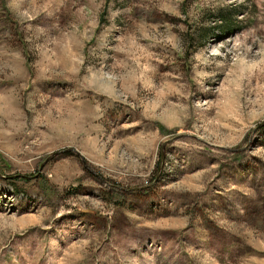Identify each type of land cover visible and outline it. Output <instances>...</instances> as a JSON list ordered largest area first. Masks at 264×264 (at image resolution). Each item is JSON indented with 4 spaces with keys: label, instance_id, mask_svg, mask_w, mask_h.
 Wrapping results in <instances>:
<instances>
[{
    "label": "rangeland",
    "instance_id": "1",
    "mask_svg": "<svg viewBox=\"0 0 264 264\" xmlns=\"http://www.w3.org/2000/svg\"><path fill=\"white\" fill-rule=\"evenodd\" d=\"M0 264H264V0H0Z\"/></svg>",
    "mask_w": 264,
    "mask_h": 264
},
{
    "label": "trees",
    "instance_id": "2",
    "mask_svg": "<svg viewBox=\"0 0 264 264\" xmlns=\"http://www.w3.org/2000/svg\"><path fill=\"white\" fill-rule=\"evenodd\" d=\"M220 16H221V18H220V19H223L221 14H220Z\"/></svg>",
    "mask_w": 264,
    "mask_h": 264
}]
</instances>
